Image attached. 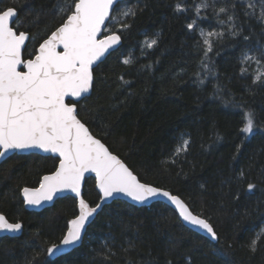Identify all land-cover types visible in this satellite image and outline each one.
I'll use <instances>...</instances> for the list:
<instances>
[{
	"label": "trees",
	"instance_id": "trees-1",
	"mask_svg": "<svg viewBox=\"0 0 264 264\" xmlns=\"http://www.w3.org/2000/svg\"><path fill=\"white\" fill-rule=\"evenodd\" d=\"M76 2L0 0V11L17 10V32L30 34L25 60ZM58 4L70 7L61 15ZM129 9L134 16L122 15ZM262 9L264 0H121L106 34L118 33L122 43L94 69L93 91L77 105L80 119L141 181L181 196L208 219L216 241L186 226L162 201L136 206L116 199L103 206L80 246L49 256L79 214L78 200L69 195L28 210L22 190L38 187L59 159L15 153L0 165V213L22 229L0 238V264H189V258L190 264H264V76L254 82L264 71ZM201 31L223 33L209 37L207 56ZM148 39L157 44L148 48ZM245 54L255 59L242 63ZM126 58L132 63L124 64ZM249 111L256 127L245 134ZM185 140L187 149L177 153ZM100 198L95 178H87L85 201L94 207Z\"/></svg>",
	"mask_w": 264,
	"mask_h": 264
},
{
	"label": "snow or ice",
	"instance_id": "snow-or-ice-1",
	"mask_svg": "<svg viewBox=\"0 0 264 264\" xmlns=\"http://www.w3.org/2000/svg\"><path fill=\"white\" fill-rule=\"evenodd\" d=\"M119 3L120 0H78L67 20L40 44L34 59L27 60L22 58V51L30 36L24 31L17 32L11 26L17 16L16 10L9 7L0 11V158L15 150L37 149L58 153L60 162L56 171L43 176L38 188L23 189L25 203L40 205L43 201H52L65 190H70L79 198V214L68 221L67 231L59 245L53 244L47 249L49 256L67 254L80 242L86 223L101 207L99 203L90 207L81 195L86 172L95 173L103 202L121 193L140 203L162 196L175 206L184 221L203 230L212 239H218L208 219L194 215L178 196L169 191L141 183L78 118L77 105L81 98L86 99L84 94L89 93L93 85V66L120 42L121 37L116 34L98 39L110 11ZM69 7L58 4L57 13L62 15ZM200 7H207V4L197 6V15ZM249 7L254 6L250 4ZM176 8L181 10L179 4ZM219 12L224 13L226 9L222 7ZM122 15L134 16L135 12L129 9ZM245 15L249 13L245 12ZM228 19L232 20L233 17L229 16ZM258 19L264 22V9ZM194 24L195 21L188 24V28L192 29ZM201 35L205 36L203 43L207 56L213 47L209 37L223 36V33L208 32L205 35L201 31ZM232 35H239V32L233 31ZM156 44L155 39L146 41L148 48ZM58 48L62 50L58 51ZM253 59L255 57L245 54L241 62ZM123 63L131 64L132 60L126 58ZM21 65L25 71L19 70ZM203 66L207 68L206 64ZM245 71L241 69L242 73ZM262 76L264 71L258 72L254 82L260 81ZM66 97L77 99L66 102ZM255 127L254 113L246 112L242 132L252 134ZM188 143L187 140L183 141L177 153L186 150ZM247 188L251 191L255 185L249 183ZM21 229L20 222L10 223L0 214V231L15 233ZM257 239H253L250 245L253 252Z\"/></svg>",
	"mask_w": 264,
	"mask_h": 264
},
{
	"label": "water",
	"instance_id": "water-1",
	"mask_svg": "<svg viewBox=\"0 0 264 264\" xmlns=\"http://www.w3.org/2000/svg\"><path fill=\"white\" fill-rule=\"evenodd\" d=\"M121 1V0H120ZM115 7L116 6H114V8L110 11V17H109V19L108 20H106L105 21V25L102 27V30H101V33H100V35L98 36V39H102V38H104V36H107V35H112V34H116V35H119L118 33H110V34H106V29H107V26H108V23H109V21H110V19H111V16H112V14H113V11H114V9H115ZM13 9H15V8H13ZM16 10V9H15ZM16 12H17V10H16ZM17 16H18V12H17ZM17 16L14 18V22L16 21V19H17ZM67 20V19H66ZM65 20V21H66ZM13 22V23H14ZM13 23H12V27H13ZM61 26V25H60ZM59 26V27H60ZM14 28V27H13ZM15 29V28H14ZM57 29V28H56ZM55 29V30H56ZM16 30V29H15ZM54 30V31H55ZM53 31V32H54ZM27 33V32H26ZM29 34V33H28ZM29 36H30V34H29ZM51 36V34L46 38V39H48L49 37ZM120 36V35H119ZM121 37V36H120ZM45 39V40H46ZM29 41V40H28ZM28 41H26V46H27V44H28ZM43 43V42H42ZM121 43H122V39H120V42L117 44V45H115V46H113V48H111V49H109V51H108V53H106L105 54V56L104 57H102L101 58V60L100 61H98L94 66H93V77H94V69L99 65V63L100 62H102L103 60H105L106 59V57L111 53V52H113L114 50H116L120 45H121ZM40 46V45H39ZM38 49H39V47H38ZM25 50V49H24ZM24 50L22 51V58L24 59ZM62 49L61 48H58V51H61ZM37 53H38V50H37ZM35 57V56H34ZM34 57L32 58V59H34ZM19 70H21V71H25L26 69H24L23 68V65H21L20 67H19ZM93 85H94V79H93ZM93 85H92V88L90 89V92L89 93H87V94H84L86 97L87 96H89V95H91V93H92V91H93ZM77 98H74V97H72V98H67L66 97V102H69V101H75ZM83 98H81L80 99V101L82 100ZM78 118H80L79 116H78ZM82 121V120H81ZM83 122V121H82ZM85 126L89 129V131H90V133L95 137V138H97V139H100L99 137H97L96 135H94V133L91 131V129L88 127V125L87 124H85ZM101 140V142L102 143H104L105 144V146L109 149V151L113 154V155H116L128 168H129V170L130 171H132V169L127 165V163H125L124 162V160L119 156V155H117L116 153H114L109 147H108V145L102 140V139H100ZM15 153H18V154H28V153H38V154H41V155H52V156H55V157H57L58 159H59V162H60V158H59V154L58 153H51V152H44L43 150H37V149H32V150H25V151H20V150H15V151H10V152H8V154H7V156L6 157H4V158H0V165H1V163L3 162V161H5L8 157H10L11 155H13V154H15ZM58 166H59V163H58ZM58 168V167H57ZM56 171V170H55ZM54 171V172H55ZM133 172V171H132ZM53 173V172H52ZM52 173H49V174H46V175H51ZM133 174L135 175V176H137V179L141 182V183H145V182H143V181H141L140 180V178H139V176L137 175V174H135L134 172H133ZM45 176V175H44ZM89 177H93V178H95V173H92V172H86L85 173V176H84V181L82 182V188H81V195H82V197L84 198V187H85V184H86V179L87 178H89ZM95 180H96V178H95ZM148 184V183H147ZM151 185V184H150ZM152 186H154V185H152ZM39 187V186H38ZM38 187H33V188H38ZM154 187H157V186H154ZM27 188H31V187H27ZM96 188H97V190H98V192L100 193V195H101V198H102V193L100 192V190H99V188L97 187V184H96ZM158 188H160V187H158ZM161 189H163V190H166V191H169L168 189H164V188H161ZM172 195H176V196H178L188 207H189V209L193 212V214L194 215H198V214H196L192 209H191V207L188 205V203L181 197V196H179V195H177V194H173L171 191H169ZM73 196V197H75L77 200H78V203H79V198H77L76 196H75V193H72L70 190H65L64 192H61V193H58L54 198H53V200L52 201H43L40 205H28V204H26L25 203V206H26V208L28 209V210H32V211H41V210H43V209H45V208H48V207H51L52 205H54V203L56 202V200L57 199H59V198H61V197H65V196ZM22 197H23V200H24V196H23V190H22ZM100 198V201H99V204H101V207L99 208V209H97V212L96 213H94V215H93V217H90L89 218V221L86 223V226H85V230L82 232V240L80 241V242H78L72 249H70L69 250V252L70 251H72L74 248H76V247H78V246H80L81 244H82V242H83V240H84V237H85V235H86V232H87V228H88V226L92 223V221L96 218V216L98 215V213L101 211V209L103 208V206L105 205V204H108V203H111L113 200H116V199H121V200H125V201H127V202H129V203H131V204H133V205H136V206H149V205H151L153 202H156V201H162V202H164V203H166V204H168L169 206H171L173 209H175L176 211H177V213H178V215H179V212H178V210L175 208V206L167 199V198H165V197H162V196H160V197H154V198H152V199H150V200H148V201H146V202H144V203H140V202H137V201H134V200H132L130 197H128V196H126V195H124V194H116L113 198H109L106 202H103L102 201V199ZM85 200V199H84ZM24 202H25V200H24ZM91 207V206H90ZM0 214H3V213H0ZM4 215V214H3ZM5 216V215H4ZM200 216V215H199ZM6 217V216H5ZM180 217V216H179ZM202 217V216H201ZM202 218H204V217H202ZM6 219H8L7 217H6ZM180 219L183 221V223L186 225V226H188V227H190L191 229H193L194 231H196L197 233H199V234H201V235H203V236H206L207 238H209V239H211V240H213V241H216L217 239H212L211 237H210V235L209 234H207L206 232H204L203 230H200V229H198V228H195V227H193L192 225H190L187 221H184L181 217H180ZM9 220V219H8ZM9 222L10 223H14V222H11L10 220H9ZM210 223V222H209ZM213 226V225H212ZM214 228V227H213ZM215 230V229H214ZM20 232V231H19ZM19 232H15V233H9V232H6V231H0V238L1 237H4V236H14V235H16V234H18ZM217 237H218V235H217ZM57 245H59V244H57ZM60 255H63V254H59V255H57V256H60ZM54 257H56V256H54Z\"/></svg>",
	"mask_w": 264,
	"mask_h": 264
},
{
	"label": "rangeland",
	"instance_id": "rangeland-1",
	"mask_svg": "<svg viewBox=\"0 0 264 264\" xmlns=\"http://www.w3.org/2000/svg\"><path fill=\"white\" fill-rule=\"evenodd\" d=\"M107 31L110 32L109 29H108ZM110 33H113V32H110ZM107 34H109V33H107ZM151 40H152V39H150V40L148 39L147 41L150 42Z\"/></svg>",
	"mask_w": 264,
	"mask_h": 264
}]
</instances>
